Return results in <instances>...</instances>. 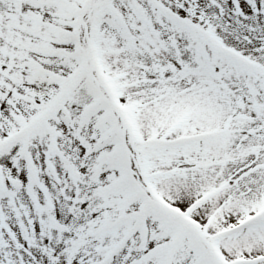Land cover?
<instances>
[{
    "label": "snow or ice",
    "instance_id": "1",
    "mask_svg": "<svg viewBox=\"0 0 264 264\" xmlns=\"http://www.w3.org/2000/svg\"><path fill=\"white\" fill-rule=\"evenodd\" d=\"M0 264H264V0H0Z\"/></svg>",
    "mask_w": 264,
    "mask_h": 264
}]
</instances>
